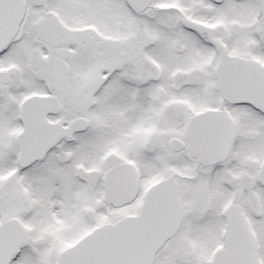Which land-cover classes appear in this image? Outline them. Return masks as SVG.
Returning <instances> with one entry per match:
<instances>
[{
  "label": "flooded vegetation",
  "instance_id": "af4514ba",
  "mask_svg": "<svg viewBox=\"0 0 264 264\" xmlns=\"http://www.w3.org/2000/svg\"><path fill=\"white\" fill-rule=\"evenodd\" d=\"M58 1L60 2L24 0L25 10L18 30L12 40L0 50V225L10 219H18L24 230L20 251L8 264H15L27 247L34 246L56 250L51 260V264H54L59 252L73 246L81 237L99 225L113 223L121 217L138 213L148 189L171 176L179 194L180 217L173 235L156 252L153 262L155 264L159 258L168 255L167 250L171 251L173 240H176L184 229L192 227V211L187 210L188 199L184 197L185 194H182L181 180L184 179L177 177V170L168 171L166 165L159 166L162 169L161 175L159 174L158 178L152 176L153 179L151 175L148 176L145 173L143 167L132 160L116 162L97 174L96 170L110 159L114 150L107 149L98 154L94 164L92 159L81 157L86 148L92 147L94 140L99 137V132L90 130L92 121L68 110V102L61 99V84L64 90L69 89L68 86H64L65 75L61 72L63 53L75 54L76 48L84 47L90 50V55L94 54L91 57V65L89 62L90 67L74 68V72L78 75L90 70L93 77L83 84L82 81L79 82L80 90L88 91L86 94H81L83 100L92 99L95 102L100 92L106 91V116L108 123L115 121L114 133L121 137L137 136L143 126V104L140 100L144 98L145 93L144 87L140 88V85L127 82L130 79L121 77L124 69L126 74L128 69L132 70L133 74H138L140 69L139 66L128 68L125 66L126 63L124 66L118 64L122 59L125 61L129 54H127L129 46L123 40H130L141 47L139 56L134 59L135 65L141 64L142 58L145 59V57L156 59L157 56L164 57L167 54L192 56L195 52L198 53L197 48H200L202 59L208 69L210 56L212 55L214 59L219 57V51L213 42L215 40L225 47L228 56L252 60L258 64L260 72L253 70L243 75L241 69H238L239 73L234 74L235 80H239L236 83L237 86L241 88L245 83V88L264 91V0H149L141 12H136L132 7L131 2L136 0H116V4L119 3L120 8L127 11L130 16H170L146 20L127 18L116 21L111 18L114 0H101V2L92 0L93 6L110 12L111 17L101 19L100 24L94 22L80 24V26L62 23L61 19L57 18V7L62 9L65 5H74L73 0H64L69 2L63 4L61 0ZM88 1L80 0V5L87 4ZM116 26H122L124 33L115 31ZM151 31L156 33L157 38L152 41V44L146 46L144 43L146 33ZM120 36L122 40H119ZM35 58L42 60L43 64L37 66L34 62ZM166 69L169 80L172 81L171 76L175 80L174 77L177 76L179 68L174 64L166 68L159 63L156 74L159 76L165 74ZM50 70L51 74L55 75L53 85L50 84ZM247 79L250 82H247ZM131 80L135 82L136 78ZM47 95L57 98L52 108L46 107L43 102L37 100V105L34 101H30L27 107L21 110L27 98ZM218 98L217 106L202 108L188 117L206 109H218L222 117L228 116L231 119L234 137L225 158L215 164L203 165L196 163V160L188 155L187 148L175 151L171 149L170 141L168 148L172 154L178 151L186 154L193 162L194 171L201 168L208 172L218 171L219 176L221 175L218 183L221 195H218L219 200L215 205L216 213L202 215L200 221L207 228L203 235L211 234L212 236V241L205 247L207 254L201 258V264H264V132L257 133L252 147L249 142L245 146L241 145L243 125L249 127L253 121L264 125V107H260L259 102L256 104L230 102L219 91ZM78 103L81 105L80 102ZM79 104L75 105L74 110L80 106ZM82 117L87 119L83 130L73 131L70 137L60 138L40 156L31 155L35 143H38L40 138L52 135L43 131V123L66 127L71 121ZM247 132L245 131L246 134ZM82 137L85 139H81ZM25 153L29 154L28 158L23 156ZM240 158L246 169L245 173L241 171L239 173L236 169L233 173L239 176V181L248 178L249 186L243 190L237 183V188L241 191L234 186L225 189L224 176L230 171L223 172V169L228 167L231 159ZM124 162L131 163L133 166L126 167V175L119 179L118 183L123 192L131 195V199L119 208L131 209L113 220L114 207L104 199V176L106 171L114 165ZM62 167L68 170L73 179H70L69 185L77 183L82 186L80 201L83 204L86 202L92 204V206L85 204L86 206L80 210V215L83 218H92L90 221L97 217H103L106 220L99 222L96 220L89 225L90 221H88L84 231L66 237H61V234L66 231L61 226V232L57 233L55 241L54 230L48 234L47 240H43L42 233L28 224L33 212L26 214L22 208L35 203L33 202L35 193L33 180L35 178L40 180L45 174L48 175L47 182L44 184L49 193L46 200L48 208L55 206L56 201L61 202V190L63 191L64 186L61 181ZM90 183H96V185L91 186ZM171 190V187H165L164 192L159 191V193L168 195ZM5 191H10L16 198L10 197L12 201L9 205L3 206L1 198ZM18 196L24 200L21 198L19 201ZM160 198L161 196L158 199ZM17 202H19L18 205ZM97 203L100 205V210L97 207L92 209ZM18 207L24 212H18ZM207 220L210 224L205 223ZM16 230L17 227H11L5 234H0V245L2 240H17L18 237L13 234ZM196 233H199L201 237L203 231ZM177 243H184L185 247L189 248L188 240ZM177 243L175 247H178ZM217 254L218 259H216ZM192 256H187L183 262L176 260L173 264H197V260Z\"/></svg>",
  "mask_w": 264,
  "mask_h": 264
},
{
  "label": "rangeland",
  "instance_id": "374dc122",
  "mask_svg": "<svg viewBox=\"0 0 264 264\" xmlns=\"http://www.w3.org/2000/svg\"><path fill=\"white\" fill-rule=\"evenodd\" d=\"M56 3L60 2L55 0ZM72 1V0H69ZM69 1L61 0V4L67 3ZM101 2V0H98ZM74 5H65L64 8L57 7V18L61 19L62 23H70L73 26H80L83 24H100L101 19L105 20L111 17L110 12L104 9L93 6L92 0H89L87 4L80 5V0H73ZM114 10L112 12V17L114 21L124 20V19H152V18H169L165 16H130L127 11L120 8V4H116L114 0ZM123 24V23H119ZM133 28V27H129ZM115 31L123 34L122 26H116ZM115 32V33H117ZM145 39V45L148 46L152 44V41L157 38L154 31L147 32ZM119 36V35H118ZM167 37V36H164ZM121 39V36L119 38ZM126 45L129 46L127 51V59H123L118 63L120 66H127L128 68L139 66L138 74H133L132 70L128 69V74L124 73L121 75L123 79H130L127 82L134 83L135 85H140V88L144 87V98H141L140 103L143 104V119L141 132L137 136L132 137H121L114 133L113 124L108 123L106 116V99L107 92L103 91L97 97L94 102L92 99L83 100L81 94H86L88 91L86 89L80 90L79 82L82 84L89 79H92L90 70L83 71V74L78 75L74 72V68H85L90 67L91 57L90 50L88 48L79 47L76 48L75 54L63 53L64 58H61V72L65 75L64 86H68V90L63 89V84H61V99L67 101V109L74 111L76 114L87 118L92 121L89 129L99 132V137L94 140L92 147L86 148V151L81 154L83 159H92L93 164L95 163V157L98 154L104 152L107 149H113L114 154L110 157L104 165L96 170L97 174L101 170L107 169L112 164L124 160H132L137 162L139 166L143 167L145 173L151 178H158L161 174V168L159 166L166 165V169L171 172L177 170V177L181 180V185H183V193L188 199L187 210L192 211L193 223L192 229H184L176 240H173V246L167 253L168 255L159 258L155 264H173L174 261L179 260L183 262L187 256H192L197 260V264H201V258L205 257L208 243L212 241L211 234H204L206 225L201 222L202 215L212 214L215 215V205L219 200L218 195L221 192L218 188L219 176L218 171L208 172L201 168L194 171L193 162L186 157L182 151H178L176 154H172V151L168 148V142L170 139H182L183 129L185 120L187 117L197 110H201L205 107L217 106L218 105V92L213 79V68L217 59L211 55L209 58V69L207 64H204V59H202L201 49H198V53L195 52L194 55L190 56H167L160 57L157 56L156 59H149L148 57L142 58V63L135 65L134 59L139 56L140 45L133 44L130 40H123ZM138 49L139 51H137ZM152 54V53H151ZM100 58V57H99ZM216 58V57H215ZM45 61V60H44ZM34 62L37 66H41L43 61L35 58ZM164 66L169 68L170 65L178 67L177 76H171L172 81L168 78V71L166 69L165 74H156V69L159 66ZM36 66V67H37ZM182 67V68H181ZM50 70L49 79L50 84L53 85L52 81L55 79V75L51 74ZM131 78L136 81L133 82ZM141 79V80H140ZM144 84V85H143ZM172 86V87H171ZM143 93V92H142ZM143 97V95L141 96ZM80 102L81 105L78 103ZM80 106L74 110L75 105ZM245 124V121H243ZM111 124V125H110ZM250 129V131H249ZM243 137L241 138V145L245 146L249 142L252 147L255 141V136L257 133L263 134L264 125H261L258 121H253L252 124L248 126L243 125ZM245 131H248L247 134ZM250 136V138L248 137ZM81 139H85L82 137ZM171 139V140H172ZM88 140H92L88 138ZM93 141V140H92ZM254 150V147H253ZM172 158L174 163L172 162ZM162 163V164H160ZM61 169V181L63 182V191L61 190V202H55V206L48 208L46 204L47 188L44 185L47 182V176L43 175L42 179L35 178V193L34 201L25 208L26 214L33 212L30 215L28 224L37 232L42 233V239L47 240L48 234L51 231H55L54 241L58 232H61V226L66 230L61 234V237H66L67 235H73L84 231L85 225L92 218H83L80 215V210L85 207V204L92 206L91 203L80 201V196L83 192V188L80 184H71L68 182L73 180L71 174L66 168ZM174 169V170H172ZM231 169V170H229ZM245 173L244 164L242 159H231L228 163V167L223 169L226 173L224 176V188L229 189L232 186L236 187L237 190L241 191L240 188L245 190L249 186L248 178L239 181V176L233 171ZM86 171L85 168H83ZM165 171V172H168ZM176 172V171H175ZM160 174V175H159ZM165 174V173H164ZM94 176V172L92 173ZM159 175V176H158ZM59 176V175H58ZM153 176V177H152ZM153 178V179H154ZM237 183L241 186L237 188ZM91 186H95L96 183H90ZM243 186V187H242ZM223 188V190H224ZM192 192V193H190ZM191 196V197H190ZM14 199L15 195L10 193V191H5L1 198V204L3 206L9 205V203ZM16 198V197H15ZM21 196H18L19 201ZM24 200V198H22ZM224 199V197H223ZM58 200V199H57ZM19 202H17L18 205ZM1 205V206H2ZM97 207L100 210V205L95 204L92 209ZM21 208H17L18 212L22 211ZM131 208H114L112 211L113 220L118 216L130 211ZM18 214V213H17ZM98 218V219H97ZM90 221L88 225L96 221L106 220V218H99ZM209 223V220L205 221ZM87 225V226H88ZM80 230V231H79ZM198 231H203L201 237ZM46 233V234H45ZM200 237V238H199ZM189 241V248L185 247L182 241ZM181 242L179 244L177 242ZM191 241V242H190ZM177 243L178 247H175ZM56 250H47L44 248H38L36 246L27 247L22 254L18 257L15 264H51V260ZM166 253V254H167Z\"/></svg>",
  "mask_w": 264,
  "mask_h": 264
},
{
  "label": "water",
  "instance_id": "95a60500",
  "mask_svg": "<svg viewBox=\"0 0 264 264\" xmlns=\"http://www.w3.org/2000/svg\"><path fill=\"white\" fill-rule=\"evenodd\" d=\"M146 3L147 1L142 0L131 2L136 11H141ZM22 14V0H0V50L14 35ZM217 44L220 56L214 74L223 97L231 102H259L260 107H264V91L245 88V83L239 88L236 84L239 80L236 81L234 76L239 73V67L248 73L254 69L260 72L257 64L229 57L225 48ZM52 100V96L44 98L46 104L51 105ZM85 122L84 119H76L67 129L59 128L56 124L43 123V131L52 135L40 138L31 155H42L60 138L68 136L70 132L81 127V124L84 126ZM185 134L189 153L197 162L212 164L225 158L233 138V129L228 117H222L220 111L207 110L188 119ZM171 146L173 149L181 148L177 140H172ZM23 151H26L25 147ZM23 156L28 158L29 154L25 153ZM126 167L127 164L118 165L105 178L104 199L114 206H121L131 199V195L123 192L118 183L126 175ZM165 187H171V192L168 195L160 194L159 191L163 193ZM179 217V199L170 177L149 190L139 214L94 229L75 245L61 251L55 264H152L155 252L175 232ZM12 225L19 228L17 236L21 238V226L15 222L1 225L0 234H5ZM19 245L20 240H2L0 264H7L17 253Z\"/></svg>",
  "mask_w": 264,
  "mask_h": 264
}]
</instances>
